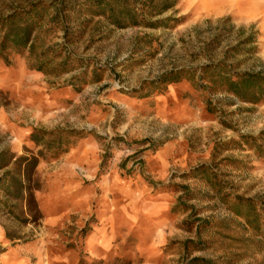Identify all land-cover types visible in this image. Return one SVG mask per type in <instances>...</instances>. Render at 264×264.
Returning <instances> with one entry per match:
<instances>
[{
  "label": "rangeland",
  "instance_id": "rangeland-1",
  "mask_svg": "<svg viewBox=\"0 0 264 264\" xmlns=\"http://www.w3.org/2000/svg\"><path fill=\"white\" fill-rule=\"evenodd\" d=\"M35 1L0 0V17ZM177 2L158 28L66 11L34 54L0 58V153L39 154L34 129L81 133L40 157L37 210L0 211V264H264V101L204 70L264 74V0ZM178 71L195 72L162 80Z\"/></svg>",
  "mask_w": 264,
  "mask_h": 264
},
{
  "label": "trees",
  "instance_id": "trees-1",
  "mask_svg": "<svg viewBox=\"0 0 264 264\" xmlns=\"http://www.w3.org/2000/svg\"><path fill=\"white\" fill-rule=\"evenodd\" d=\"M178 0H39L30 5L14 9L11 13L0 17V58L8 62L9 53L29 51L34 54L37 42L48 26L54 22H60L65 27V19L68 13L82 12L93 17H105L110 25L120 29L129 27L158 28L171 19H159L167 11L176 7ZM53 9L52 16L48 12ZM79 10V11H78ZM157 18V20H155ZM155 20V21H154ZM66 29V27H65ZM252 44L251 51H255V35L249 36L242 41L241 46ZM237 46L233 51L238 50ZM61 55L56 56L55 59ZM45 58V52L41 54ZM40 58V56H39ZM49 60L34 67L38 71H44ZM227 63L224 61L218 64L207 65L205 72L214 70L216 80L214 85L222 82L225 92L234 95L239 101L258 104L264 101V74L262 72H244L224 75L220 72L225 69ZM195 71H178L167 75L164 81H179L186 73L193 75ZM194 79V76H191ZM209 111L215 112L210 107ZM76 131L58 130L48 132L41 129H34L31 134V141L41 148L39 154L31 156H9L7 152L0 153V211L6 209L8 214L16 215L15 209L18 203L27 202L37 210V203L34 192L40 189L39 181L35 179L36 171L40 164V157L44 154L61 155L69 150L71 137L79 136ZM51 137V138H50ZM264 151V146L259 145ZM13 168V169H12ZM199 170H207L206 166ZM198 170V171H199ZM238 204L244 205L247 216H252L255 209L253 200L237 198ZM15 202V203H10ZM238 214H240L237 211ZM193 263H204L203 260L194 259Z\"/></svg>",
  "mask_w": 264,
  "mask_h": 264
},
{
  "label": "bare ground",
  "instance_id": "bare-ground-1",
  "mask_svg": "<svg viewBox=\"0 0 264 264\" xmlns=\"http://www.w3.org/2000/svg\"><path fill=\"white\" fill-rule=\"evenodd\" d=\"M244 1V0H243ZM202 2V1H201ZM209 5V4H208ZM214 10V9H213ZM212 11V10H211Z\"/></svg>",
  "mask_w": 264,
  "mask_h": 264
}]
</instances>
